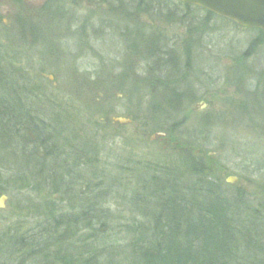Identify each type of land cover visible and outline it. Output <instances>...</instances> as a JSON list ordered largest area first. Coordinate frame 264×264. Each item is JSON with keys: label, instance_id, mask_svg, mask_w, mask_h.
I'll use <instances>...</instances> for the list:
<instances>
[{"label": "rangeland", "instance_id": "374dc122", "mask_svg": "<svg viewBox=\"0 0 264 264\" xmlns=\"http://www.w3.org/2000/svg\"><path fill=\"white\" fill-rule=\"evenodd\" d=\"M47 1L0 0V54L22 86L24 100L26 90L35 88L36 99L28 98L29 105L44 113L53 109L51 103L56 112L65 103L76 121L104 122L95 129L99 171L122 168L129 155L178 163L183 149L192 150L227 196L234 198L240 188L259 203L264 197V36L258 30L216 16L200 29L206 13L191 9L197 26L192 36L174 18L146 13L136 14L134 21L119 17L110 9L111 0H61L52 7ZM144 36L153 45L166 43L165 53L173 48L177 56L175 80L183 97L171 108L172 117L152 108L153 93L160 107L166 100L157 81L166 70L155 68L154 58H145ZM190 37L195 42L186 67L183 46ZM80 45H85L82 51ZM133 45L140 46L136 53ZM173 125L177 130L171 137L165 130ZM11 161H0V168L9 171L0 173V234L17 222L31 228L51 204L46 190L32 189L28 180L23 193L14 190L23 184L12 177ZM229 178L237 183H227ZM22 196L30 197L25 208L19 203Z\"/></svg>", "mask_w": 264, "mask_h": 264}, {"label": "trees", "instance_id": "16d2710c", "mask_svg": "<svg viewBox=\"0 0 264 264\" xmlns=\"http://www.w3.org/2000/svg\"><path fill=\"white\" fill-rule=\"evenodd\" d=\"M59 1L48 0L47 7ZM110 2L119 17L134 21L136 14L146 13L160 20L174 18L192 36L197 26L191 9L206 13L200 29L215 17L176 0ZM132 34L136 38L138 29ZM143 39L145 58H154L153 66L166 70L157 80L166 100L160 107L159 96L153 93L152 108L172 117L171 108L178 107L183 97L175 80L180 72L177 56L173 48L165 53L166 43L153 45L151 39ZM194 42L191 37L184 40L186 67ZM84 47L80 45V51ZM139 47L132 49L136 53ZM2 58L0 54V161L9 158L14 163L12 177L23 184L14 189L18 194L28 188L23 183L28 180L32 189L46 190L51 204L37 214L31 228L17 222L0 234V264H264V197L257 204L236 188L230 198L211 177L209 167H200L192 150L186 149L180 150L185 154L178 155V163L129 155L119 171L116 167L109 173L99 171L95 129L104 122L76 121L68 110L56 112L55 103L44 113L29 105L28 98L36 99L35 88L24 86L28 96L24 100L22 86ZM176 130L173 125L165 133L173 137ZM22 197L19 203L25 208L30 197ZM120 200L125 204H116Z\"/></svg>", "mask_w": 264, "mask_h": 264}, {"label": "water", "instance_id": "95a60500", "mask_svg": "<svg viewBox=\"0 0 264 264\" xmlns=\"http://www.w3.org/2000/svg\"><path fill=\"white\" fill-rule=\"evenodd\" d=\"M180 4L194 6L212 15L233 22L246 29L264 31V0H177ZM204 105V104H203ZM116 121V120H115ZM124 122L123 120H118ZM127 122V121H126ZM235 184L237 179L229 178ZM5 198H3L4 200Z\"/></svg>", "mask_w": 264, "mask_h": 264}, {"label": "bare ground", "instance_id": "6f19581e", "mask_svg": "<svg viewBox=\"0 0 264 264\" xmlns=\"http://www.w3.org/2000/svg\"><path fill=\"white\" fill-rule=\"evenodd\" d=\"M64 110H68V107L66 105H64L63 111L61 113H63ZM61 113H60V116H61ZM59 155H60L61 159L64 157V154H63L62 150H60V149H59Z\"/></svg>", "mask_w": 264, "mask_h": 264}, {"label": "flooded vegetation", "instance_id": "af4514ba", "mask_svg": "<svg viewBox=\"0 0 264 264\" xmlns=\"http://www.w3.org/2000/svg\"><path fill=\"white\" fill-rule=\"evenodd\" d=\"M247 77H249V76H247ZM261 77H262L261 74H259V75H258V78H261ZM30 87H31V86H30ZM31 88H32V87H31ZM32 89H33V88H32ZM204 106H205V103H204ZM59 107H60V110L62 111L64 106H59Z\"/></svg>", "mask_w": 264, "mask_h": 264}]
</instances>
